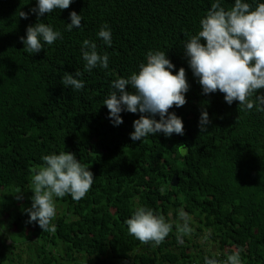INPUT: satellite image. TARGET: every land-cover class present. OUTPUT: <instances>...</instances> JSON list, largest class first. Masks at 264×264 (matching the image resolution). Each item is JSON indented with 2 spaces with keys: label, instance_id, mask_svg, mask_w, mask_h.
<instances>
[{
  "label": "trees",
  "instance_id": "obj_1",
  "mask_svg": "<svg viewBox=\"0 0 264 264\" xmlns=\"http://www.w3.org/2000/svg\"><path fill=\"white\" fill-rule=\"evenodd\" d=\"M215 2L73 0L68 9L40 17L63 38L29 54L20 38L38 22L31 11L38 0H0V218L7 213L0 221L5 225L0 264H204L205 256L223 261L235 251L243 264H264V111L239 110V101L228 104L220 91L204 94L183 47ZM219 2L227 10L235 0ZM243 2L255 8L264 0ZM73 10L82 15V25L68 31ZM105 23L112 33L110 47L97 35ZM85 39L109 55L107 69L84 71ZM150 50L167 53L174 73L186 69L187 102L169 109L182 118L184 134H149L134 142L130 133L141 113L122 112L123 123L115 126L103 103L112 81L138 72ZM76 70L83 73L81 90L61 83L65 72ZM205 109L211 123L201 132ZM183 145L187 155L181 154ZM61 151L75 153L94 182L80 201L70 194L55 197L56 230L43 232L38 222H28L25 211L34 194L31 178L44 155ZM140 206L173 225L160 245L129 235L125 221ZM181 211L193 236L206 233L217 254L201 249L190 235L177 240Z\"/></svg>",
  "mask_w": 264,
  "mask_h": 264
},
{
  "label": "clouds",
  "instance_id": "obj_2",
  "mask_svg": "<svg viewBox=\"0 0 264 264\" xmlns=\"http://www.w3.org/2000/svg\"><path fill=\"white\" fill-rule=\"evenodd\" d=\"M73 0H38L31 11L37 13V23L29 25L26 37H21L27 53L36 54L44 49V45H52L62 34L40 17L56 9H68ZM28 13L20 11L19 16L27 19ZM71 23L67 30L79 28L82 25V15L75 10L70 13ZM101 38L109 47L112 45V33L105 23L99 32ZM205 41L206 43L202 42ZM188 57L189 67L203 88L204 94L216 91L224 93L225 101L231 104L239 101V110L264 111V94H257L264 89V3H258L255 8L243 0H235L234 6L225 9L219 0L211 5L207 15L200 21V30L190 35L183 45ZM81 52L86 62L84 71L90 72L95 67L107 69L109 55L100 54L97 44L85 39ZM175 64L168 58L167 53L150 50L146 63H141L139 71H133L128 78L120 77L112 81L111 91L104 100L109 110V118L115 126L123 123L122 112L141 113L133 122L134 131L130 133L132 141H142L149 134L163 133L170 137L173 133L183 135L184 123L181 117L169 109L175 105L183 106L186 101L185 93L189 90L186 69L180 67L173 72ZM83 73L65 72L61 83L72 90H81L85 82L78 77ZM131 85L134 91L126 86ZM159 119H156V115ZM211 123L209 113L205 109L201 113L199 127L201 132ZM189 149L182 146V155H187ZM44 164L31 178L29 223L38 222L44 231H55L52 224L56 216L55 197L63 198L70 194L72 199L80 201L89 192L94 182L93 172L83 165L75 153L61 151L53 152L42 157ZM17 199H22L21 191ZM183 221L177 223V240L190 235L189 218L185 212H179ZM128 233L141 243L160 245L172 232L173 225L166 221L165 216L157 214L151 208L140 206L135 208L131 218L125 221ZM204 264H243L240 251L227 255L223 261L217 258L204 257Z\"/></svg>",
  "mask_w": 264,
  "mask_h": 264
},
{
  "label": "rangeland",
  "instance_id": "obj_3",
  "mask_svg": "<svg viewBox=\"0 0 264 264\" xmlns=\"http://www.w3.org/2000/svg\"><path fill=\"white\" fill-rule=\"evenodd\" d=\"M55 206H56V205H55ZM186 215H187V214H186ZM187 216H188V215H187ZM189 217H191V216H189ZM6 218H7V213L4 214L3 217L0 218V221L5 222V221H6ZM169 219H170L171 221L174 220V217H173L172 213H169ZM177 219H178L177 222H179V223L182 221V220L180 219V217H178ZM4 226H5V225H1V226H0V229H1L2 231H4ZM10 228H11V226L9 227V229H10ZM10 230L13 231L14 228L12 227ZM198 233H199V234H198V236H196V237L193 236L192 233L190 234V236L193 237L194 242L197 243V244H200L201 249L203 248L205 251H212L213 253H216V254H217V253H218L217 245H215V243H213V242H211V241H209L208 239L205 238V236H207L206 233H200V232H198ZM9 243H10V240H7V241H6V245L9 244ZM226 249H227V247H224L223 252H225ZM126 264H131V261L129 260Z\"/></svg>",
  "mask_w": 264,
  "mask_h": 264
},
{
  "label": "water",
  "instance_id": "obj_4",
  "mask_svg": "<svg viewBox=\"0 0 264 264\" xmlns=\"http://www.w3.org/2000/svg\"><path fill=\"white\" fill-rule=\"evenodd\" d=\"M171 184L173 185V186H176L177 185V178H176V176H173L172 178H171Z\"/></svg>",
  "mask_w": 264,
  "mask_h": 264
}]
</instances>
